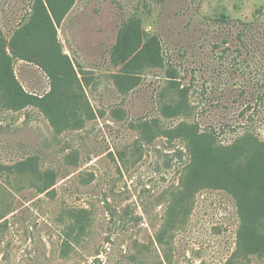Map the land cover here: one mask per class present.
<instances>
[{
  "label": "rangeland",
  "instance_id": "rangeland-1",
  "mask_svg": "<svg viewBox=\"0 0 264 264\" xmlns=\"http://www.w3.org/2000/svg\"><path fill=\"white\" fill-rule=\"evenodd\" d=\"M41 1L0 0L8 52ZM61 13L27 42L32 60L10 57L36 97L51 91L39 55L53 40L67 57L76 81L53 99L56 123L36 107L7 111L0 96V264H264L235 254L230 196L181 187L182 137L264 144V0H71ZM121 33L129 46L115 55ZM149 36L164 65L132 81L129 53ZM250 218L245 241H264V213Z\"/></svg>",
  "mask_w": 264,
  "mask_h": 264
},
{
  "label": "trees",
  "instance_id": "trees-1",
  "mask_svg": "<svg viewBox=\"0 0 264 264\" xmlns=\"http://www.w3.org/2000/svg\"><path fill=\"white\" fill-rule=\"evenodd\" d=\"M70 6L71 0H42V13L34 15L14 34L12 51H7L0 30V96L5 110L18 112L28 107H36L48 120L56 123L62 103L59 101L53 105V99L59 91L73 88L76 81L74 69L67 57L54 48L57 46L53 40L51 50L39 55L37 63L51 81V91L43 97H36L24 91L14 75L10 57L12 52H16L20 58L32 60L26 50L27 42L34 34L53 29V20L58 22L61 12H66ZM128 46L126 36L121 33L114 54L127 52ZM129 55L131 58L126 66L131 71L130 74H133L132 81L144 70L160 68L165 62L161 43L156 36L147 37L138 49L132 50ZM181 110L183 109L180 105L162 107L166 115H176ZM242 137L244 136L227 146L217 142L218 138L214 132L196 131L193 135L182 137L189 155V164L183 173L181 187H186L185 184L190 181L203 182L205 186L221 190L230 196L239 218L235 254L251 253L264 257V241H245L251 226L256 222L250 215L264 213V144H257L258 148L252 151L251 148L240 144ZM47 176L48 180L52 177L50 174ZM165 262L169 264L170 261Z\"/></svg>",
  "mask_w": 264,
  "mask_h": 264
}]
</instances>
